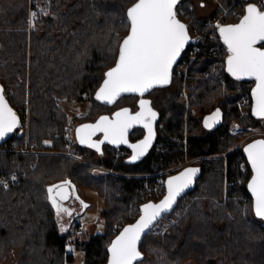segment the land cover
<instances>
[{
    "label": "trees",
    "instance_id": "trees-1",
    "mask_svg": "<svg viewBox=\"0 0 264 264\" xmlns=\"http://www.w3.org/2000/svg\"><path fill=\"white\" fill-rule=\"evenodd\" d=\"M135 1L0 0V80L21 117L25 119L29 112L30 141L39 149L53 150L39 155L18 152L26 143L24 126L0 145L9 149L0 153V174L26 172L20 183L0 186V261L14 251L15 264H66L73 259L67 251L72 225L62 228L47 191L70 178L77 186L104 197V231L77 241V245L85 250L84 264L106 263L110 245L120 232L116 223L128 217L122 228L135 222L144 205L166 195V180L159 182L156 173L201 157L194 162L202 168L195 187L181 195L173 208L183 203V216L163 234L150 230L134 264H184L188 260L264 264V218L255 215L254 197L248 188L253 171L244 150L248 142L264 136L240 145L243 135L231 130L235 118L244 126L264 128V118L253 112L255 80H237L227 71L226 59L216 75H205L214 72L217 61L211 43L188 71L181 65L184 50L171 84L154 88L152 99L159 109L157 140L143 160L126 162L88 152L87 158L113 170L104 171L62 153L67 151L69 131L75 130L78 121L94 120L108 108L96 99V92L117 61L121 42L130 30L126 13ZM221 2L233 7L228 13L230 23L239 22L247 3ZM249 2L258 4L259 0ZM191 4L192 0H180L177 8ZM236 9L241 11L239 16ZM220 11L207 15L189 11L193 18L190 31L204 29V21ZM30 16L31 29L27 25ZM218 37L221 40L219 32ZM243 94L249 96L245 111L239 107ZM63 99L89 101L92 109L82 118L70 117ZM136 100L137 94L123 95L115 105L135 106ZM216 108L223 111L222 123L205 127V116ZM160 141L166 143V151L159 149ZM72 149L81 152L87 148L75 138ZM35 161L37 165L32 166Z\"/></svg>",
    "mask_w": 264,
    "mask_h": 264
},
{
    "label": "snow or ice",
    "instance_id": "snow-or-ice-1",
    "mask_svg": "<svg viewBox=\"0 0 264 264\" xmlns=\"http://www.w3.org/2000/svg\"><path fill=\"white\" fill-rule=\"evenodd\" d=\"M179 0H136L128 8L126 16L130 30L119 48L115 67L105 73L106 79L96 94L97 100L108 104L114 103L122 93H138L143 96L154 87L170 83L171 69L184 46L189 42L187 27L177 18L176 6ZM203 6V5H202ZM36 18L37 13H31ZM229 55L227 71L237 80L253 78L256 87L253 90L254 115L264 118V47H257L264 42V10L255 4H248L239 23L217 26ZM150 102L140 100V111L131 114L122 109L114 118L100 117L95 124H85L77 129L81 144L100 150V144L108 141L112 144H127V133L133 124H142L148 130L147 137L138 144L129 145L134 152L132 160L145 154L153 138L152 122L156 112L149 107ZM220 117L217 110L205 120V127ZM16 114L8 106L0 88V138L13 131L17 126ZM96 132L104 134V140L93 142L91 137ZM251 164L253 176L248 184L255 198V215L264 218V140L255 141L245 148ZM198 169L189 168L167 181V195L158 203L143 206L140 219L124 228L123 232L112 242L109 249V264H134L141 257L137 245L141 235L168 212L176 198L189 188ZM70 182L48 188V198L57 212H67L59 200L67 199L66 189ZM86 207V205H85Z\"/></svg>",
    "mask_w": 264,
    "mask_h": 264
},
{
    "label": "rangeland",
    "instance_id": "rangeland-1",
    "mask_svg": "<svg viewBox=\"0 0 264 264\" xmlns=\"http://www.w3.org/2000/svg\"><path fill=\"white\" fill-rule=\"evenodd\" d=\"M249 1L251 0H243V2H249ZM258 4L261 7H263V0H259ZM191 5H194V9L191 10V12L196 10V12L199 13L200 15H207L209 13L215 12L216 10H218V8L221 9L220 13L224 11V8H230V9L233 8L232 6H226L222 4L221 0H192ZM215 66H216V63H215ZM187 74L188 72H186L185 78H187L188 76ZM212 75L213 74H211V76ZM184 95L188 101L189 96H188L187 89L184 90ZM244 96L248 98V101L246 102L245 105L240 106V102L243 100ZM248 103H249V96L247 94H243L241 100L239 101V107L241 108L242 111L246 110V106L248 105ZM62 105L66 109L70 117H74L75 115H77L76 117L82 118V116L86 115L92 109V103L89 101L78 102V101H68L66 99H63ZM104 110H107V109H104ZM78 123H76L75 125H77ZM23 126L26 129V143L22 148L17 150L18 152H22L21 151L22 149L29 150V152H24V153H34L37 155H39L40 153L47 152V151L53 152V150L39 149L35 147V144L30 141L29 112H28V116L25 119L21 117V123L19 127H23ZM73 128L72 130L69 131V135L77 138V130L73 131ZM231 130L233 133H239L243 135L240 145L258 136H264V128L260 126H254V125L244 126L241 124V122L237 118L233 120ZM73 142H68L67 151H63L62 153L72 155L78 158L79 160L89 161L92 164H94L99 170L113 171L111 169L106 168L103 164L97 163L96 161L90 158H87L85 156L86 154H88V152H91L92 154L91 156L96 157L97 155L94 151H85L83 149L81 152H77L73 150L72 149ZM194 160H197V159L188 158L186 161L180 162L178 165L179 166L186 165L188 163H192V161ZM36 165H37V161L33 162L32 166H36ZM178 165L172 168L162 170L161 172H165L166 170L167 172H171ZM158 175H159L158 181L163 183L164 176H162L161 173ZM104 202H105L104 197L101 196L97 191L92 190L90 188L79 187L77 185L76 187L73 188L72 198L68 201L60 202L61 206L63 208L66 207L65 209L68 208L69 209V210L67 209L68 212L71 213L70 215L67 212H63V211L58 213L61 226L62 228L67 229L68 226L72 225L71 229L73 230V231L71 230L72 235L67 245V251L68 253L73 254V259H69L66 262V264H84L85 263V250L82 247H79L77 245V241L85 240L89 238V236L93 233L104 231L105 223H104V219L102 216V209L104 207ZM184 207L185 206L182 203L178 205L176 209H174L171 212L170 215L175 216L177 219L176 221L172 220L174 222L168 223L167 231H169L176 224V222L183 216V212H185ZM170 215L166 214L165 216L167 217V219H169ZM129 218L130 217L124 218V220H119L116 223V225L118 223H120L121 225H124V223H127ZM116 225H115V229H116ZM157 234H160V233H157ZM16 259H17L16 251L8 252L5 258L2 261H0V264H15ZM184 264H197V263L193 260H188Z\"/></svg>",
    "mask_w": 264,
    "mask_h": 264
},
{
    "label": "built area",
    "instance_id": "built-area-1",
    "mask_svg": "<svg viewBox=\"0 0 264 264\" xmlns=\"http://www.w3.org/2000/svg\"><path fill=\"white\" fill-rule=\"evenodd\" d=\"M248 3V2H244ZM194 9V5H190L189 8L180 7L177 8V15L183 19L188 25L193 23V18L188 15L189 11ZM230 8H224V11L218 14H215L204 21V29L196 28L193 33L191 32V40L189 46L186 48L185 56L182 59L181 65L187 71L190 64L199 56L201 52L204 51V48L207 43H211V51H213V55L216 58V66L219 68H214L213 75L219 72L220 65L224 64L225 59L228 56L227 46L224 42H221L220 38L218 37L219 28L217 26H222L226 23H229V13ZM236 16L241 14L240 9L234 10ZM32 16H30L27 20V25L29 29L32 27ZM206 75H211L209 72H206ZM248 101V98L244 96L243 100L240 102V106L245 105ZM57 135H59L57 133ZM69 142L74 141V137L69 135ZM4 151H9V149H5L0 146V153ZM22 152H29V150L22 149ZM24 170H14L10 171L5 174H0V186H10L12 184L20 183L22 178L25 176ZM172 212V211H171ZM167 213V215H170ZM176 217L173 215L169 216V219L164 215L161 217L155 225L151 228L153 233H160L163 234L167 231L168 223L176 221ZM174 220V221H172ZM122 229V225L118 223L116 225V230L120 231Z\"/></svg>",
    "mask_w": 264,
    "mask_h": 264
},
{
    "label": "water",
    "instance_id": "water-1",
    "mask_svg": "<svg viewBox=\"0 0 264 264\" xmlns=\"http://www.w3.org/2000/svg\"><path fill=\"white\" fill-rule=\"evenodd\" d=\"M135 2H136V1H135ZM135 2H134V3H135ZM179 2H180V0H179ZM134 3H133V4H134ZM133 4H132V5H133ZM248 4H255V5H257L258 8L261 9L260 5L257 4V3H255V2H249ZM248 4H247V5H248ZM132 5H131V6H132ZM177 5H178V4H177ZM247 5H246V7H247ZM131 6H130V7H131ZM176 10H177V6H176ZM261 10H264V8L261 9ZM177 18H178L183 24L186 25V27H187V32H188V35H189L190 39H189V42L184 46V49L181 51L180 55H179V56L177 57V59H176V62H175V63L173 64V66H172V69H171V77H170V83H168L167 85H164V86H168V85L171 84V82H172V77H173V72H174L175 66H176V64L178 63V61L180 60V58L182 57L184 50L187 48V46L189 45L190 40H191V32H190V28H189L188 24H187L183 19H181L178 15H177ZM237 23H239V22L226 23V24L222 25L221 27H223V26H228V25H234V24H237ZM128 34H129V33H128ZM128 34H127V35H128ZM219 34H220V33H219ZM127 35L125 36V38L127 37ZM125 38H124V39H125ZM124 39H123V40H124ZM221 39H222V37H221ZM222 41H223V39H222ZM263 43H264V42H262L261 44H258L257 47H263V46H262ZM121 44H122V42H121ZM120 46H121V45H120ZM226 46H227V45H226ZM228 55H229V54H228ZM227 57H228V56H227ZM117 60H118V58H117ZM116 63H117V61H116ZM116 63H115V65H116ZM115 65H113L112 67H110V68L106 71V73H107L111 68L115 67ZM226 67H227V58H226ZM230 74H231V73H230ZM105 79H106V76H105L104 80H105ZM243 79H245V80H254L253 78H247V77H246V78H243ZM104 80L102 81L101 85H100L99 88L97 89V92H98V90L100 89V87H102ZM164 86H158V87H164ZM255 87H256V81H255V84H254V86H253L252 93H253V90L255 89ZM0 88L3 89V96H4V99H5V101L7 102L8 106H9V107L12 109V111L16 114V117H17V120H18V124H17V126L13 129V131L7 133L3 138H0V144H1V143H3L6 139H8V138L14 133V131L17 129V127H19V124H20V122H21V115H20V113L18 112V110L12 105L10 99L8 98L7 94L5 93V87H4V84L2 83L1 80H0ZM154 88H157V87H154ZM154 88H153V89H154ZM153 89H151V90H153ZM151 90H150V91H151ZM150 91H148V92H150ZM97 92H96V94H97ZM148 92L144 93V95H146ZM130 94H137V95H139L138 93H122L119 97H121V96H123V95H130ZM144 95H143V96H144ZM140 96H141V95H140ZM119 97H118V98H119ZM118 98L116 99V101L118 100ZM143 100H147V101L150 102V99H148V98H145V99H143ZM100 101L103 102V103L106 104V105H112V104H114V103L116 102V101H115L114 103L108 104V103H106V102H104V101H102V100H100ZM149 107H151V109H152L154 112H156L157 116H156V119L152 122V130H153L154 135H153V138H152V141H151V145H150V147H148L147 151L145 152V154H144L143 156H145L146 153H147V152L150 150V148L153 146V144H154V142H155V140H156V136H157V132H156V124H157V121H158V118H159V112H158V110H157L156 108H154V107L152 106L151 102H150V104H149ZM254 107H255V100H254V97H253V109H254ZM125 108L128 109L127 107H124V108L119 109L118 111H121L122 109H125ZM128 110H129V109H128ZM217 110H219V112H220V117H219V119H218L217 121H215V122L212 123V127H208V128L216 127V126H218V125H220V124L222 123V120H223V111H222L221 108H216V109H214L212 112H210L209 114H207V115L205 116V118H204V124H205V120H206L208 117L212 116ZM118 111H117V112H118ZM139 111H140V108H139L136 112H133V113L130 112V113L133 114V115H135V113H137V112H139ZM102 116H107V117H109V115H107V114H103ZM102 116H100V117H102ZM100 117H99V119H100ZM109 118H110V117H109ZM99 119H98L97 121H99ZM110 119H111V118H110ZM97 121H96V122H84V123H81V124L77 127V129H79L82 125H85V124H95V123H97ZM138 125L143 126L142 124H133V126L128 130V133H127V140H128V143H127V144H114V145H117V146H119V145H128V146H129V145H132V144H138V143H140L141 141H143V140L147 137V135H148V130H147V129H146V133H145L144 137L141 138L140 140H138V141H136V142H130L129 139H128V134H129L130 130H131L134 126H138ZM77 129H76V130H77ZM96 133H97V132H96ZM96 133H95V134H96ZM77 140L79 141L78 137H77ZM91 140H92L93 142L99 143L98 140H94V139H92V137H91ZM103 140H104V137H103ZM259 140H264V137H260V138H257V139H254V140L248 142V143L245 145L244 150H245V148H246L249 144H251V143H253V142H255V141H259ZM79 142H80V141H79ZM106 142H108V141H106ZM82 145H87V144H82ZM245 154H246V156H247V153H246V152H245ZM133 155H135L134 150H133V154H132V156L129 158V162H136V161L140 160V159L143 157V156H141V157H140L139 159H137V160H132ZM247 158H248V156H247ZM189 168L198 169V172L195 174L191 186H190L189 188L185 189V191H184L183 193H181V195L187 193L188 191H190L191 189H193V188L195 187V185H196V180H197V178L200 176V174H201V172H202V168H201L199 165H188V166H186L185 168H183L181 171H179V172H177V173H174V174L170 175V176L167 178V181H168L169 178L174 177V176H178L180 173L184 172L186 169H189ZM252 176H253V175H252ZM251 178H252V177H251ZM250 180H251V179H250ZM65 181L70 182V185H69L68 188L65 190L66 193H67V199L62 200V201H68V200H70V199L72 198V196H73V188L76 187V184H75L70 178H67V179H65V180H62V181L59 182V183H56V184H53V185H52V186H54V185H61V184H63ZM167 181H166V183H167ZM249 182H250V181H249ZM52 186H50V187H52ZM250 191H251V190H250ZM166 195H167V193H166ZM166 195H165V196H166ZM181 195H180V196H181ZM165 196H164V197H165ZM180 196H178V197L176 198L175 203L173 204L172 208H171L168 212H170L171 210H173V208H174V206L176 205L177 200H178V198H179ZM164 197H163L161 200H159L158 202L153 203V204H158V203H160V202L164 199ZM57 199H58L59 202H62L61 200H59V197H57ZM254 203H255V198H254ZM148 204H149V203H148ZM168 212H166V213H168ZM166 213H163V214L161 215V217H162L164 214H166ZM141 215H143V212H142ZM141 215L139 216V218H138L135 222H132V223H128V224H126V225L120 230V232L116 235V237L114 238V240H115V239H116V238H117V237L123 232L124 228L128 227L129 225H133V224H135V223L140 219ZM161 217H159L158 220H159ZM158 220H157V221H158ZM157 221H156V222H157ZM156 222H154V224L150 227V229L146 230L145 233H143V234L141 235V239H140V241L138 242V245H137V248H138V251H139V252H140V243H141V241L143 240L144 236H145V235L151 230V228L155 225ZM114 240H113V241H114ZM111 244H112V243H111ZM110 247H111V245H110ZM110 256H111V253H110ZM109 261H110V258H109V260H108L106 263H102V264H109ZM135 262H136V261H135ZM135 262H134V263H135Z\"/></svg>",
    "mask_w": 264,
    "mask_h": 264
},
{
    "label": "flooded vegetation",
    "instance_id": "flooded-vegetation-1",
    "mask_svg": "<svg viewBox=\"0 0 264 264\" xmlns=\"http://www.w3.org/2000/svg\"><path fill=\"white\" fill-rule=\"evenodd\" d=\"M261 7V6H260ZM263 7H261V9H263ZM229 54V52H228ZM154 90V89H153ZM153 90H151L150 92H148L146 95L144 96H140V95H137V100H136V105L135 106H131V105H122V106H116V102L112 105H107V110L106 112L100 114L96 119L94 120H86V121H83V122H80L78 123L76 126H75V130L77 129V127L81 124V123H84V122H96L100 116H102L103 114H107L109 115V117L112 119L114 118V114L121 108H124V107H127L129 109V111L131 113L133 112H136L140 106H139V102L140 100H143L145 98H148L150 99V102L152 104V106L154 108H156L159 112V109L157 108L156 104L153 102V99H152V93H153ZM146 133V128L141 126V125H138V126H134L129 134H128V139L130 142H136L138 140H140L141 138L144 137ZM103 137H104V134L102 132H97L95 135L92 136V139L94 140H98V141H102L103 140ZM178 139V138H177ZM156 140H157V136H156ZM156 140L153 144V146L150 148V150L155 147V144H156ZM85 148L87 149H84L85 151H88V150H92L96 153V155L99 157V158H104V157H113L118 160V159H121L122 161H126V162H129V158L132 156L133 154V149L131 147H129L128 145H114L112 143H109V142H106L104 141V143L100 144V150L97 151L96 148H93V147H89L88 145H84ZM159 149L161 151H166L168 149L166 143L164 141H160L159 142V145H158ZM150 150L146 153V155L150 152ZM143 156L140 160H143L145 157ZM198 158H201V157H195L193 159H198ZM138 160V161H140ZM196 160L192 161V163H188L186 165H178L177 167H175L171 172H167V170L165 172H159V173H156V174H160L162 176H164L163 178V181H167V178L174 174V173H177L179 171H181L183 168H185L186 166L188 165H196L194 164ZM137 162V161H136ZM143 174H138V176H142ZM149 175V174H148ZM146 175V176H148ZM60 203V202H59ZM61 204V203H60ZM66 208V207H64ZM68 209V208H67ZM69 210V209H68Z\"/></svg>",
    "mask_w": 264,
    "mask_h": 264
}]
</instances>
